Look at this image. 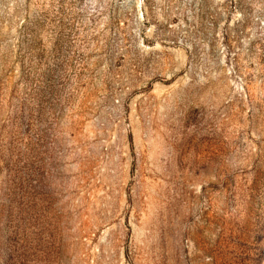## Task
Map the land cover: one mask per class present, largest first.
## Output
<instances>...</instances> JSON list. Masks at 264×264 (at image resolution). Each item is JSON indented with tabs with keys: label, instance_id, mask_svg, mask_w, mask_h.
<instances>
[{
	"label": "rangeland",
	"instance_id": "obj_1",
	"mask_svg": "<svg viewBox=\"0 0 264 264\" xmlns=\"http://www.w3.org/2000/svg\"><path fill=\"white\" fill-rule=\"evenodd\" d=\"M0 264H264V0H0Z\"/></svg>",
	"mask_w": 264,
	"mask_h": 264
}]
</instances>
